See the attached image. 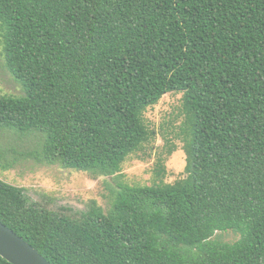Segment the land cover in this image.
<instances>
[{
  "label": "trees",
  "instance_id": "16d2710c",
  "mask_svg": "<svg viewBox=\"0 0 264 264\" xmlns=\"http://www.w3.org/2000/svg\"><path fill=\"white\" fill-rule=\"evenodd\" d=\"M0 34L23 91L0 97V137L115 177L154 136L147 110L182 94L186 154V178L120 184L79 220L0 180L1 223L51 264H264V0H0Z\"/></svg>",
  "mask_w": 264,
  "mask_h": 264
},
{
  "label": "rangeland",
  "instance_id": "374dc122",
  "mask_svg": "<svg viewBox=\"0 0 264 264\" xmlns=\"http://www.w3.org/2000/svg\"><path fill=\"white\" fill-rule=\"evenodd\" d=\"M2 41L0 34V97H21V86L5 67ZM182 98V94H168L147 110L145 120L154 136L141 152L124 164L118 176L93 177L43 164L36 157L41 149L38 136L5 133L0 137V148L13 166L6 171L0 170V180L22 189L30 205L76 220L92 209L93 202L107 212L113 192L120 184L152 186L182 180L186 178V154L180 134L185 120ZM214 239L235 243L240 236L232 231L218 232Z\"/></svg>",
  "mask_w": 264,
  "mask_h": 264
},
{
  "label": "water",
  "instance_id": "95a60500",
  "mask_svg": "<svg viewBox=\"0 0 264 264\" xmlns=\"http://www.w3.org/2000/svg\"><path fill=\"white\" fill-rule=\"evenodd\" d=\"M0 256L10 264H51L22 237L1 222Z\"/></svg>",
  "mask_w": 264,
  "mask_h": 264
}]
</instances>
